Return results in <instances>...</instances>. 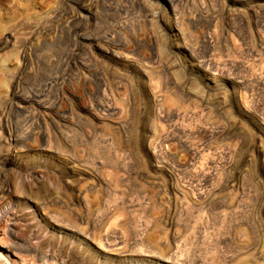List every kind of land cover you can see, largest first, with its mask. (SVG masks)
Returning a JSON list of instances; mask_svg holds the SVG:
<instances>
[{
  "label": "rangeland",
  "instance_id": "374dc122",
  "mask_svg": "<svg viewBox=\"0 0 264 264\" xmlns=\"http://www.w3.org/2000/svg\"><path fill=\"white\" fill-rule=\"evenodd\" d=\"M0 192V264H264V0H0Z\"/></svg>",
  "mask_w": 264,
  "mask_h": 264
},
{
  "label": "bare ground",
  "instance_id": "6f19581e",
  "mask_svg": "<svg viewBox=\"0 0 264 264\" xmlns=\"http://www.w3.org/2000/svg\"><path fill=\"white\" fill-rule=\"evenodd\" d=\"M1 193H2V192H0V195H1ZM9 193H10V192H9ZM3 196H5V195H3ZM0 198H2V196H1ZM19 205H20V204H19ZM0 207H1V206H0ZM114 207H117V206H114ZM28 208H29V207H28ZM19 212H20V211H19ZM19 212H18V213H19ZM25 212H26V211H25ZM16 213H17V212H16ZM34 214H35V213H34ZM12 216H13V215H12ZM16 216H17V215H16ZM19 216H20V215H19ZM10 218H11V217H10ZM15 218H17V217H15ZM23 219H24V217H23ZM11 221H12V220H11ZM29 222H30V221H29ZM12 223H13V222H12ZM26 223H27V222H26ZM31 226H32V225H31ZM28 227H29V226H28ZM35 228H36V227H35ZM35 228H34V229H35Z\"/></svg>",
  "mask_w": 264,
  "mask_h": 264
}]
</instances>
